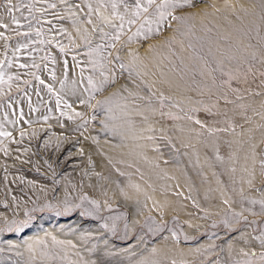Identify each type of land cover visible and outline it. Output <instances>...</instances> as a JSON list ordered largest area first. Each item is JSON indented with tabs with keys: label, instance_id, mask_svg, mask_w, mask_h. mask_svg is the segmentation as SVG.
Returning a JSON list of instances; mask_svg holds the SVG:
<instances>
[{
	"label": "rangeland",
	"instance_id": "374dc122",
	"mask_svg": "<svg viewBox=\"0 0 264 264\" xmlns=\"http://www.w3.org/2000/svg\"><path fill=\"white\" fill-rule=\"evenodd\" d=\"M0 264H264V0H0Z\"/></svg>",
	"mask_w": 264,
	"mask_h": 264
},
{
	"label": "bare ground",
	"instance_id": "6f19581e",
	"mask_svg": "<svg viewBox=\"0 0 264 264\" xmlns=\"http://www.w3.org/2000/svg\"><path fill=\"white\" fill-rule=\"evenodd\" d=\"M141 188H143L142 186H140L139 185V187H138V191H140V189ZM129 191V190H128ZM129 192H131V191H129ZM130 199H132V198H130ZM127 200V199H126ZM124 202V201H123ZM127 202H129V203H127V206L129 207L130 206V203H131V200L129 201H127ZM130 208H132V207H130ZM134 209V208H133ZM184 213V212H183ZM78 237V236H77ZM79 238V237H78ZM74 240H75V242H76V244H80L81 242H80V240H77L75 237H74Z\"/></svg>",
	"mask_w": 264,
	"mask_h": 264
}]
</instances>
